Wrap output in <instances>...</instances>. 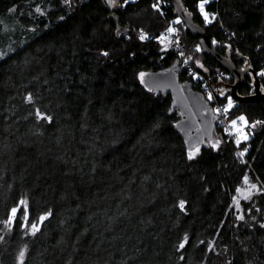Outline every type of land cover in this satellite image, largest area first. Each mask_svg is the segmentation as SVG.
Wrapping results in <instances>:
<instances>
[{
    "label": "trees",
    "instance_id": "obj_1",
    "mask_svg": "<svg viewBox=\"0 0 264 264\" xmlns=\"http://www.w3.org/2000/svg\"><path fill=\"white\" fill-rule=\"evenodd\" d=\"M182 1L264 86V0H209L211 21L202 0ZM111 11L108 0H0V264H264V101L214 111L189 160L181 110L144 74L176 69L213 109L228 100L214 85L234 77L170 1L124 0L119 21ZM173 22L190 63L162 38ZM239 92H253L250 74ZM239 116L250 135L237 144L227 123Z\"/></svg>",
    "mask_w": 264,
    "mask_h": 264
},
{
    "label": "water",
    "instance_id": "obj_2",
    "mask_svg": "<svg viewBox=\"0 0 264 264\" xmlns=\"http://www.w3.org/2000/svg\"><path fill=\"white\" fill-rule=\"evenodd\" d=\"M124 0H115L112 4L110 16L119 18L117 10ZM185 26L194 35H199V42L203 53L210 54L234 77L231 83L219 82L216 86L225 85L231 88L230 95L234 100L249 102L264 101V86L261 83L260 74L249 63L239 67L231 55L222 53L210 39L206 29L194 19L193 13L187 9L182 0H168ZM252 76L253 92L243 94L239 92L246 76ZM145 84L160 92H170L173 95V106L179 108L183 118L178 122L179 128L184 133L189 146L194 143H203L206 136L211 137L215 127V113L211 102L201 93L194 91L189 85L180 80L178 71L174 68L148 73L144 76Z\"/></svg>",
    "mask_w": 264,
    "mask_h": 264
},
{
    "label": "snow or ice",
    "instance_id": "obj_3",
    "mask_svg": "<svg viewBox=\"0 0 264 264\" xmlns=\"http://www.w3.org/2000/svg\"><path fill=\"white\" fill-rule=\"evenodd\" d=\"M114 2H115V0H110V3H114ZM208 2H209V0H202L201 4L199 5V8H200L201 13H203L204 16H205V20H208V15H207V13L204 12V5H205L206 3H208ZM153 7L156 8V7H158V5H157V4H154ZM169 31H174V29H169ZM145 38H146V36H144V35H141V37H140V39H142V40L145 39ZM103 55L106 56V55H108V53L105 52V53H103ZM262 75H264V73H262ZM141 78H143V74H141ZM209 99H211V96L209 97ZM26 102L29 103V104H33V105H35V99H34V97H33L31 94H29V95L26 97ZM231 107H232V101L229 100L228 108L224 109V112H227ZM218 111H219V110H218ZM34 115L36 116L37 120H44V121H47V122H51V119H52V118H51L50 116H48L46 113L42 112L41 109L38 108V107L35 108V110H34ZM239 120H240L241 122H243L244 125H247V124H248V121H247L246 118L243 117V116L239 117ZM257 123H260V122L258 121ZM236 124H237V121L233 120V121H232V127H233V128H236ZM252 127H255V124H253ZM236 131L242 133V138H243L244 140H247V139H248V136H247V135H243V132H242V129H241V128H236ZM239 143H240V140L238 139V140H237V144H239ZM213 147H216V145H213ZM198 152H199V149H198V148H197L195 151H190V152L188 153V159H189V160L194 159ZM240 155H243V153H240ZM245 182L247 183V179L245 180ZM252 187H255V185H252ZM185 204H186V202L183 201V200H181V201L179 202V204H178V207L183 211V210L185 209ZM16 212H17V209L13 208V209H12V215L15 216ZM48 215H50V213H49ZM47 218H48L47 215H45V216H41V217H40V221H44V220H46ZM241 219H243V217H241ZM32 227H33L34 231H38V230H39V229L36 227L35 224L32 225ZM186 242H187V237H185L184 242L181 243V244L179 245V247H180V248H184ZM22 256H23V253H21V257H22Z\"/></svg>",
    "mask_w": 264,
    "mask_h": 264
},
{
    "label": "rangeland",
    "instance_id": "obj_4",
    "mask_svg": "<svg viewBox=\"0 0 264 264\" xmlns=\"http://www.w3.org/2000/svg\"><path fill=\"white\" fill-rule=\"evenodd\" d=\"M108 1L110 2V0H108ZM111 4H113V3H111ZM204 12L207 13V15H208V20H207V21H211V20L213 19V16H212L210 13H208V12L205 10V8H204ZM200 49H201V48H200ZM2 51H3V50L0 49V54H2ZM194 58H195L196 65H197L200 69L206 71L207 68L205 67V64H204L202 58H201L200 56H198V55H196ZM246 65H247V63H244L243 65H241V67L244 68ZM144 76H145V74H144ZM221 81L224 82V83H229L227 80L222 79V78L220 79V82H221ZM218 83H219V82H218ZM214 87H215V91H216L217 93H219V94H221V95H224V96H225V95H228V100H227V106H226V108H228L229 100L232 101V106L235 104L234 99H233V98L231 97V95H230L231 88L226 87L225 85H220V86H216V85H214ZM239 117H241V116H239ZM239 117L233 119V120L237 121L236 128H241V129H242V132H243V135H247V136L249 137L250 133H249L248 130H247V125H244L243 122H241V121L239 120ZM243 117H244V116H243ZM233 120H231V122H230L229 124L227 123V126H228V128H229V132H230L231 135L233 134V137L236 139V141H237L238 139H239L240 141H243L244 139L242 138V133H241V132H237V131H236V128H233V127H232V121H233ZM246 120H247V119H246ZM206 139H208L207 136H206ZM200 145H201V143H194V144H192L191 148H192V150L195 151L197 148L200 147Z\"/></svg>",
    "mask_w": 264,
    "mask_h": 264
},
{
    "label": "built area",
    "instance_id": "obj_5",
    "mask_svg": "<svg viewBox=\"0 0 264 264\" xmlns=\"http://www.w3.org/2000/svg\"><path fill=\"white\" fill-rule=\"evenodd\" d=\"M169 29H174V31H169ZM161 33H162V38L168 44H170L173 49H175L176 51H178L182 55H184L185 60L188 63H190V58L186 54V50H185V47L183 44V40H182V37L180 35L179 25L176 22H173L168 28L162 30ZM144 36H149V34L144 33ZM193 71H195L197 73V71L195 69H193ZM198 75H200V77L203 78L206 83L209 82V78L207 76L202 75L200 73ZM222 75H227V73H222ZM208 95H209V97L211 96V98H214V99L216 98L214 92H212V91H210ZM214 111L216 114H223L224 113V109L220 105L215 106ZM221 121H222V123L226 124V120H225L224 116L221 118ZM227 132H229V128H227Z\"/></svg>",
    "mask_w": 264,
    "mask_h": 264
},
{
    "label": "bare ground",
    "instance_id": "obj_6",
    "mask_svg": "<svg viewBox=\"0 0 264 264\" xmlns=\"http://www.w3.org/2000/svg\"><path fill=\"white\" fill-rule=\"evenodd\" d=\"M233 135V134H232ZM233 137V136H232Z\"/></svg>",
    "mask_w": 264,
    "mask_h": 264
}]
</instances>
